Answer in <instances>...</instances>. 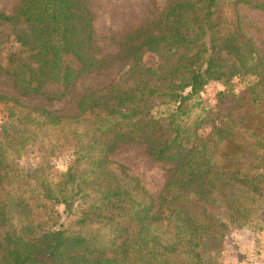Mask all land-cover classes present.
Returning a JSON list of instances; mask_svg holds the SVG:
<instances>
[{"label": "trees", "instance_id": "obj_1", "mask_svg": "<svg viewBox=\"0 0 264 264\" xmlns=\"http://www.w3.org/2000/svg\"><path fill=\"white\" fill-rule=\"evenodd\" d=\"M237 5L264 12V0H178L127 33L123 66L77 99L80 123L64 138L48 134L63 125L59 111L0 94L12 117L0 137V264H208L231 228L254 220L264 204V58L222 17ZM92 19L85 0H18L0 11L10 28L0 50L11 46L0 74L14 93L57 102L101 69ZM232 78H251L256 110L216 120L194 98ZM193 107L206 115L190 120ZM129 145L171 165L156 195L109 160ZM28 149L42 159L68 150L72 160L53 179L43 162L20 166ZM60 214L74 219L64 225Z\"/></svg>", "mask_w": 264, "mask_h": 264}, {"label": "rangeland", "instance_id": "obj_2", "mask_svg": "<svg viewBox=\"0 0 264 264\" xmlns=\"http://www.w3.org/2000/svg\"><path fill=\"white\" fill-rule=\"evenodd\" d=\"M174 1L178 0H85L93 18V45L97 49L98 56L105 59V65L73 81L66 95L57 102L47 103L39 97L17 96L3 74H0V94L14 97L24 105L59 111V114L63 115V125L50 129L48 134L52 137L64 138L74 124L80 123L79 119L72 117L76 113L77 99L84 91L106 84L123 66V61L118 58L119 43L123 37ZM17 3L18 0H0V11L10 14ZM221 15L230 26H239L264 58V12L237 5L223 7ZM9 32L10 28L7 26H0L1 38H6ZM9 42L1 45L0 63L6 51L11 48ZM143 61L146 65L152 66L156 59L148 54L144 56ZM251 82V78H232L226 83L210 82L195 96L194 101L199 102L205 110H210V115L216 120L224 116L229 120L242 119L256 110V107L251 106L246 92ZM205 110L193 107L190 120L196 116H205ZM9 112L10 105L0 102V137L4 136V130L10 128L12 117ZM80 128L81 126H78V130ZM202 131L206 133L208 128L205 127ZM71 160L68 150L57 157L42 159L40 153L28 149L23 153L19 164L24 169L30 170L43 162L47 166L48 175L54 179L69 166ZM109 160L124 166L128 175L135 177L140 186L152 195L161 191L171 168L167 163L151 162L140 148L132 145L115 150L109 156ZM261 172L264 175V168ZM77 205H80V201L73 204L72 210ZM73 219L72 215L64 219L60 214V220L64 225H68ZM208 264H264V204L248 226L233 227L229 230L221 250L209 257Z\"/></svg>", "mask_w": 264, "mask_h": 264}]
</instances>
